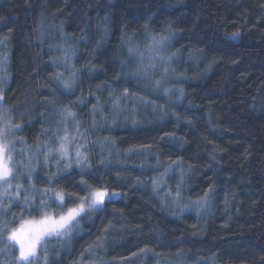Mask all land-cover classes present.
Returning <instances> with one entry per match:
<instances>
[{"label": "trees", "instance_id": "trees-1", "mask_svg": "<svg viewBox=\"0 0 264 264\" xmlns=\"http://www.w3.org/2000/svg\"><path fill=\"white\" fill-rule=\"evenodd\" d=\"M146 48L161 51L155 68L133 75ZM73 72L69 93L54 77ZM0 88L21 126L13 160L34 167L29 180L17 165L0 196V264H16L4 237L39 218L43 189L68 203L81 180L123 197L33 264H264V0H0ZM65 130L87 152L83 175L44 159Z\"/></svg>", "mask_w": 264, "mask_h": 264}, {"label": "snow or ice", "instance_id": "snow-or-ice-1", "mask_svg": "<svg viewBox=\"0 0 264 264\" xmlns=\"http://www.w3.org/2000/svg\"><path fill=\"white\" fill-rule=\"evenodd\" d=\"M238 35V33L233 34L234 37H237ZM153 39L154 44L162 45L166 38L161 37L160 40H155V38ZM129 51L132 52L133 50L129 49ZM139 55L141 57L143 56L142 53ZM152 58H154V56ZM150 68H155V64H149L146 68L143 64V60L141 59V65L137 72L133 73V75H147L148 69ZM164 71L166 72L167 69ZM75 75V72H73L72 78L62 80V74H60L55 76L54 79L61 81V86L71 93L74 89ZM160 83L161 82L159 80H156L154 82V88L158 89ZM3 91V88H0V104H2L4 100ZM165 93H167V90H165ZM123 95L125 98H128L129 93L127 89L124 90ZM140 99L143 100L144 98L141 97ZM114 107H119V98H117V102ZM95 110L96 106H94V111ZM61 113L65 120L69 117L74 119L76 115L75 112L71 111V109L67 106L61 110ZM20 127V125H12L11 119L6 117V109L0 108V184L7 186L4 187L0 196L8 195V190L12 187L14 170L17 165L28 170L29 180H31L32 171H34V167L29 168L31 158H29L28 163L13 160V149H10L9 147V136L15 130H19ZM76 128L79 132L78 122H76ZM82 135L83 134L81 133V136ZM58 139L60 141L58 148H52L49 146L44 159L47 161L48 156L55 151L61 159L67 158L64 168V170L67 171L71 168L72 164V159L69 153V145L73 143L75 138L73 137L70 139L67 131L65 130L64 135L58 137ZM83 147L84 145H79L75 149V162L77 165H85V162L88 160L87 152L81 150ZM101 163H103V161H101ZM86 167L89 170L91 169L90 164H87ZM83 174L84 168H81V175ZM52 179H54V176L49 177V180ZM80 183L84 185L82 189L84 194L78 195L75 193H67L68 203L65 202L66 193L63 189H43L42 195L46 196L49 192H51V196L48 199H42L39 205L35 208L39 218L31 216L25 218L24 216H21L16 220L17 227L8 230V234L4 237V239L8 245L12 248H16L19 252V256L16 257V264H21V262H23V264H33V261L37 258L38 249H44L46 251L47 243L52 238L69 236L73 229L79 226L80 219L84 218L89 210H96L104 207L106 198L111 200L112 196L115 195V193L110 194L105 187H93L92 185H88L85 180H81ZM22 187L23 186L20 184L16 185L15 197L17 201L20 199V189ZM32 187L35 188L34 185H32ZM24 202L25 204L30 203L28 196L24 197ZM50 202H54L60 211L52 210ZM9 203H11V201ZM69 204H71V206H69ZM5 207H7V205H5ZM89 251H91V248Z\"/></svg>", "mask_w": 264, "mask_h": 264}, {"label": "rangeland", "instance_id": "rangeland-1", "mask_svg": "<svg viewBox=\"0 0 264 264\" xmlns=\"http://www.w3.org/2000/svg\"><path fill=\"white\" fill-rule=\"evenodd\" d=\"M157 52H159V53H161V51H155L154 49H147L146 48V50H143V51H140V53H142L143 54V56L141 57L140 55H139V58H140V61H141V59L143 60V64H147V66L149 65V64H151L153 61H152V59H154V58H156L157 57ZM154 56V58H152ZM141 63V62H140ZM162 71V73L164 72V70H161ZM72 146H70L69 145V153H70V157H71V159H72V164H71V168H69L68 170H71V169H73L75 166H77L78 168H81V167H84L85 165H77L76 164V162H75V160H76V158H75V151L73 152V153H71L72 152ZM83 149V148H82ZM81 149V150H82ZM63 160H65V162H67V158H65V159H63ZM87 162H85V164H86ZM86 167V166H85ZM108 192L110 193V194H112V193H115V195H113L112 196V198H111V200H109L108 198H106V200H105V202H107V201H112V200H117V199H121L122 197H123V195L120 193V192H117V191H109L108 190ZM102 208V207H101ZM101 208H98V209H96V210H89V212H97V211H99ZM88 212V213H89ZM38 251H39V249H38ZM38 251H37V254H38Z\"/></svg>", "mask_w": 264, "mask_h": 264}]
</instances>
